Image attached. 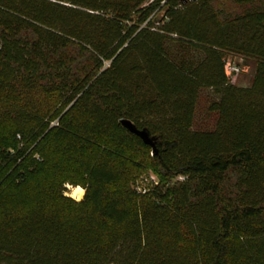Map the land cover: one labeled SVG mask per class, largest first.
I'll list each match as a JSON object with an SVG mask.
<instances>
[{"label":"trees","instance_id":"trees-1","mask_svg":"<svg viewBox=\"0 0 264 264\" xmlns=\"http://www.w3.org/2000/svg\"><path fill=\"white\" fill-rule=\"evenodd\" d=\"M0 264H264V0H0Z\"/></svg>","mask_w":264,"mask_h":264},{"label":"rangeland","instance_id":"rangeland-1","mask_svg":"<svg viewBox=\"0 0 264 264\" xmlns=\"http://www.w3.org/2000/svg\"><path fill=\"white\" fill-rule=\"evenodd\" d=\"M159 15H162V12L159 13ZM229 63L232 65H235L238 68V71L235 72L233 76H229V81L235 85L238 86H248L251 82L252 74H253V63L249 60H246L244 58H241L236 55L227 54L226 55V63L224 65V70L226 73H228V65ZM212 97V93L210 89H202L200 93V97L196 106V112H195V119H194V127L198 129H211L213 128L215 116L212 113H209L207 111V106ZM77 178L81 181L85 179V176L78 174L76 175ZM139 177H145L149 181H152L151 184H149L150 191L145 193L149 194L152 192V190L161 191V193H164L168 187V183L159 181L156 175L153 173L152 170L147 169L142 171L140 174H137L133 177L131 181V189L135 191V183L139 179ZM154 179V180H153ZM182 180V176L173 177L170 179V183H173L175 181ZM156 184H155V183ZM64 195L69 197L70 199L78 202L82 199L83 194L85 192L84 186L79 183L77 185H73L70 183H65L64 185ZM75 188H78V190H82V194L80 195V199L73 195V190ZM137 194V193H136Z\"/></svg>","mask_w":264,"mask_h":264},{"label":"built area","instance_id":"built-area-1","mask_svg":"<svg viewBox=\"0 0 264 264\" xmlns=\"http://www.w3.org/2000/svg\"><path fill=\"white\" fill-rule=\"evenodd\" d=\"M228 68H229L228 69L229 70L228 73L225 72L228 78H229V76H233L235 74V72L238 71V68L235 65H233V64L231 65L230 63L228 65ZM21 146H22V143L19 142L18 143V148H20ZM8 153H9V155L13 156V155H15V150L11 149V150H9ZM19 161H20V158H17L16 159V163H18ZM151 182L152 181H149L145 177H139V179L135 183L136 193L140 194V195H144L145 193L149 192L150 191V189H149L150 185L149 184H151Z\"/></svg>","mask_w":264,"mask_h":264},{"label":"water","instance_id":"water-1","mask_svg":"<svg viewBox=\"0 0 264 264\" xmlns=\"http://www.w3.org/2000/svg\"><path fill=\"white\" fill-rule=\"evenodd\" d=\"M186 1H192V0H182V3H185ZM159 16H161V15H159ZM154 22L156 23L157 19H155ZM120 122L129 132H131L134 135H136L137 137H139L144 144L151 146L152 150L155 151V146H154V141H153L154 138L150 137L148 132L144 128H142V129L137 128L128 119H121Z\"/></svg>","mask_w":264,"mask_h":264},{"label":"bare ground","instance_id":"bare-ground-1","mask_svg":"<svg viewBox=\"0 0 264 264\" xmlns=\"http://www.w3.org/2000/svg\"><path fill=\"white\" fill-rule=\"evenodd\" d=\"M73 195H75L77 197V199L80 197V195L82 194V190H78V188H75L73 190ZM80 199V198H79Z\"/></svg>","mask_w":264,"mask_h":264}]
</instances>
